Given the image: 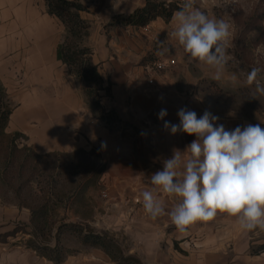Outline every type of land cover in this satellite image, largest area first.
Returning <instances> with one entry per match:
<instances>
[{
	"label": "crops",
	"instance_id": "1",
	"mask_svg": "<svg viewBox=\"0 0 264 264\" xmlns=\"http://www.w3.org/2000/svg\"><path fill=\"white\" fill-rule=\"evenodd\" d=\"M72 1L85 7L78 12L87 26L81 45L90 50L102 81L99 103L115 120L105 124L94 115L84 81L58 60L65 29L48 13L46 1L0 0V84L11 107L5 131L23 134L37 154L94 150L103 163L99 184L107 197L92 205L90 217L75 218L107 232L141 264H264V230L244 231L221 213L179 232L168 215L152 220L142 207L151 174L162 170L173 149L184 151L196 138L164 128V121L179 124L181 108L198 118L210 111L227 130L253 124L206 103L200 86L211 67L190 62L178 42L167 39L174 13L167 22L158 17L145 27L106 28L114 16L131 13L144 0ZM159 57L166 65L155 70L151 62ZM161 109L167 111L164 120L158 118ZM157 195L166 212L178 202L163 192ZM30 218L27 207L0 200V234L27 225L0 243V264H54L24 245ZM43 244L52 248L56 240ZM59 246L61 264H114L102 249L72 235L60 238Z\"/></svg>",
	"mask_w": 264,
	"mask_h": 264
},
{
	"label": "clouds",
	"instance_id": "2",
	"mask_svg": "<svg viewBox=\"0 0 264 264\" xmlns=\"http://www.w3.org/2000/svg\"><path fill=\"white\" fill-rule=\"evenodd\" d=\"M195 4L196 0H183L173 14L175 26L167 39H175L190 62L213 68L212 78L219 80L228 63L231 25L222 18H210ZM260 73V68L253 67L246 77L248 86L255 85L252 99L264 96ZM165 116L166 109H161L158 118ZM177 116L179 124L164 121V128L172 135L182 132L196 138L184 151L173 149L162 170L148 178L152 187L142 193L146 214L152 220L168 215L179 232L221 213L234 218L244 231L264 230V127L248 124L227 130L207 110L198 118L195 111L181 108ZM160 192L178 198L167 212L158 199Z\"/></svg>",
	"mask_w": 264,
	"mask_h": 264
},
{
	"label": "rangeland",
	"instance_id": "3",
	"mask_svg": "<svg viewBox=\"0 0 264 264\" xmlns=\"http://www.w3.org/2000/svg\"><path fill=\"white\" fill-rule=\"evenodd\" d=\"M177 1L183 3V0ZM195 6L210 18L224 19L231 25L232 32L227 48L228 63L221 78L213 79L215 70L210 68V78L200 86L206 103L213 110L225 111L227 117L241 118L264 127V96L252 99L255 85L246 84L247 74L253 67L261 69L258 80L264 84V0H196ZM233 76L237 78L235 81ZM24 141L18 138L14 143L16 147H4L5 151H0V200H19L32 208L46 202L48 225L37 236L42 243L52 241L56 228L68 222L89 228L77 222L75 217H90L92 205H100L99 199L105 198L102 193L107 192L98 182L85 189L83 200H79L76 194L84 180L93 176L99 160L89 154L73 157L56 154L28 159L27 165L20 168L25 158L29 155L33 158ZM56 194L65 196L60 199L62 201H55L52 195ZM97 233L106 234L119 246L107 232ZM66 235L75 236L80 241L78 234L66 231L59 234V239Z\"/></svg>",
	"mask_w": 264,
	"mask_h": 264
},
{
	"label": "trees",
	"instance_id": "4",
	"mask_svg": "<svg viewBox=\"0 0 264 264\" xmlns=\"http://www.w3.org/2000/svg\"><path fill=\"white\" fill-rule=\"evenodd\" d=\"M45 1L48 13L57 17L65 29V35L58 44L56 50L58 60L68 66L70 73L76 77L82 78L85 83L84 92L94 115L105 124H110L115 120L113 112L111 110H104L99 103L98 92L103 89L100 75L96 65L91 62L90 50L81 45V39L85 34L87 26L79 17L78 12L84 10L85 7L81 3L72 0ZM180 5L181 3L177 0H144L143 5L136 7L131 13L127 15L114 16L105 25V27L110 28L118 25L145 27L149 22L158 17L167 22L172 17V14L179 9ZM10 112L11 107L8 103L5 90L0 84V151L1 149L2 151H5L4 147H16L14 143L18 138L25 140V136L23 134L17 132L7 133L5 131ZM21 150L24 152L23 148H21ZM26 150L30 152L33 158H29L30 155L25 158L20 168H24L25 165H27L28 159H36V157L53 156L56 154L65 155L67 157H73L77 154L94 155L99 160L98 168L94 172L93 176L84 180L83 185L78 189L76 197H78L79 200H83V195L85 194V189L87 187L96 186L100 180L103 171V163L99 158V155L94 150L85 152L84 150L78 149L71 153L48 154H37L30 147H26ZM49 184H51V180L49 181ZM64 196L65 195L63 194L60 196L57 194L55 196L52 195V197H55V201L60 200ZM11 203L27 207L31 214L30 237L25 240L24 245L35 250L41 256L52 260L54 264H61L63 257L61 247L59 246V234H61L62 231L78 234L82 244L99 247L110 257L114 264H141L137 258L131 255H125L119 246L116 245L112 239H109L106 234L94 232L90 228H82L78 223L68 222L66 224L59 225L56 228L54 237L56 244L51 248L37 239V236L39 235L38 232H42L48 225L46 222V216L48 214L46 202L39 207L33 208L19 200ZM24 227H27V225H16L11 231L0 234V243H5L7 237L14 236L18 231H25Z\"/></svg>",
	"mask_w": 264,
	"mask_h": 264
},
{
	"label": "built area",
	"instance_id": "5",
	"mask_svg": "<svg viewBox=\"0 0 264 264\" xmlns=\"http://www.w3.org/2000/svg\"><path fill=\"white\" fill-rule=\"evenodd\" d=\"M169 63L172 64L173 61L171 60V61H169ZM165 65H166V63L164 62V60H163L161 57H159V58H157L156 60H154V61L151 62V66H152L155 70L163 69V68L165 67ZM102 195H103L104 197H106V193H105V192H103Z\"/></svg>",
	"mask_w": 264,
	"mask_h": 264
}]
</instances>
